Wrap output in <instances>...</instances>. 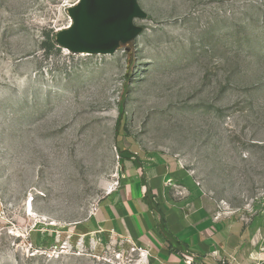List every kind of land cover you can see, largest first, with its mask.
Listing matches in <instances>:
<instances>
[{"label": "rangeland", "instance_id": "rangeland-1", "mask_svg": "<svg viewBox=\"0 0 264 264\" xmlns=\"http://www.w3.org/2000/svg\"><path fill=\"white\" fill-rule=\"evenodd\" d=\"M77 2L0 0V264H133L77 228L119 152L178 164L218 212L264 211V0H138L114 54L45 52Z\"/></svg>", "mask_w": 264, "mask_h": 264}, {"label": "crops", "instance_id": "crops-1", "mask_svg": "<svg viewBox=\"0 0 264 264\" xmlns=\"http://www.w3.org/2000/svg\"><path fill=\"white\" fill-rule=\"evenodd\" d=\"M134 156L123 161L118 185L77 227L83 236L138 249L146 264H264L263 210L246 221L218 212L181 166Z\"/></svg>", "mask_w": 264, "mask_h": 264}, {"label": "water", "instance_id": "water-1", "mask_svg": "<svg viewBox=\"0 0 264 264\" xmlns=\"http://www.w3.org/2000/svg\"><path fill=\"white\" fill-rule=\"evenodd\" d=\"M70 25L55 33L58 48L72 54L112 55L143 32L138 0H78L67 9Z\"/></svg>", "mask_w": 264, "mask_h": 264}, {"label": "trees", "instance_id": "trees-1", "mask_svg": "<svg viewBox=\"0 0 264 264\" xmlns=\"http://www.w3.org/2000/svg\"><path fill=\"white\" fill-rule=\"evenodd\" d=\"M44 48H45V52H51L52 50L57 48V45L55 43V34H53L52 38H47V41L43 44ZM116 138L119 139V137L122 136V133L126 130L125 128V114L123 109L120 110L119 113V117L117 119L116 122ZM120 153V157H121V161L124 160H128L130 159L132 156L131 154L127 153V152H119ZM150 204V203H149ZM161 224L162 226H164V219L161 216ZM165 234L168 237V240L171 242L170 244L172 245L173 240H175L168 231L165 230Z\"/></svg>", "mask_w": 264, "mask_h": 264}, {"label": "built area", "instance_id": "built-area-1", "mask_svg": "<svg viewBox=\"0 0 264 264\" xmlns=\"http://www.w3.org/2000/svg\"><path fill=\"white\" fill-rule=\"evenodd\" d=\"M116 185H118V176H117V180L115 181L113 187H115ZM243 220L246 221L247 219H243ZM110 240H113V239L110 238ZM119 244H121V242H119ZM130 251H131V254H135L137 256L136 259H134L133 264H146V262L144 261L143 252H141L140 250L135 249V248H131ZM121 257H122L121 254H119V253L116 254L117 259H121ZM186 264H191V261H186Z\"/></svg>", "mask_w": 264, "mask_h": 264}]
</instances>
